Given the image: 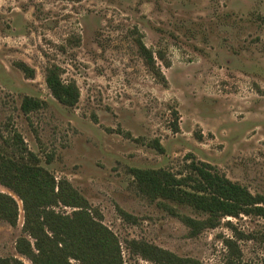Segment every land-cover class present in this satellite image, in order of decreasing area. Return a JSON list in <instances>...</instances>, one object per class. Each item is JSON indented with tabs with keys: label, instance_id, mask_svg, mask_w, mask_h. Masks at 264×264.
Returning <instances> with one entry per match:
<instances>
[{
	"label": "rangeland",
	"instance_id": "obj_1",
	"mask_svg": "<svg viewBox=\"0 0 264 264\" xmlns=\"http://www.w3.org/2000/svg\"><path fill=\"white\" fill-rule=\"evenodd\" d=\"M138 36L163 55L156 63L166 86L139 56ZM51 65L76 83L74 107L46 87ZM24 97L43 105L24 114ZM13 132L54 193L61 189L66 201L58 198L54 212L86 210L114 236L121 264H156L133 252L131 241L200 264H261L264 217H225L190 236L171 211L204 217L149 198L131 170L182 173L195 160L264 199V0H0V150L13 152ZM0 194L17 205L14 226L0 220V259L31 264L16 251L19 238L34 243L23 232L22 203L2 185ZM73 198L85 208L65 204Z\"/></svg>",
	"mask_w": 264,
	"mask_h": 264
},
{
	"label": "trees",
	"instance_id": "obj_2",
	"mask_svg": "<svg viewBox=\"0 0 264 264\" xmlns=\"http://www.w3.org/2000/svg\"><path fill=\"white\" fill-rule=\"evenodd\" d=\"M137 52L148 71L162 86L166 80L157 66L156 60L164 61L161 53H153L142 42L135 40ZM26 79L34 77V71L22 62L14 63ZM60 67L51 65L45 69L44 82L51 96L62 106L74 107L79 100V89L74 81L64 82ZM43 102L24 97L20 109L24 114L38 110ZM176 113L173 112L171 128L178 131ZM12 153L0 150V185L10 189L21 201L24 212L23 232L33 240L19 238L16 251L31 264H121L114 236L100 224L95 223L86 210H79L71 216L54 212L56 200H65L58 188L54 193L53 180L37 165L35 155L25 149L17 133L11 136ZM155 149L162 152L155 141ZM131 174L139 189L151 199H163L178 205L190 207L201 214L203 219L171 211L185 227L190 236H196L205 229L216 228L225 217H264V199L252 195L238 183L228 180L214 167L190 160L182 173L165 170L132 169ZM70 199L65 202L73 208H85ZM66 201V200H65ZM125 220L131 217L120 212ZM17 215L16 202L9 196L0 194V220L14 226ZM232 252H237L231 241H226ZM133 252L156 264H200L192 260H182L172 254L144 242H129ZM74 261V263L70 262ZM231 264H252L232 260ZM0 264H22L16 259H0ZM261 264H264L262 262Z\"/></svg>",
	"mask_w": 264,
	"mask_h": 264
}]
</instances>
